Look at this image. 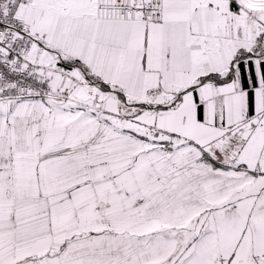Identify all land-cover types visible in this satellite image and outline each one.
I'll return each mask as SVG.
<instances>
[{
  "label": "snow or ice",
  "instance_id": "snow-or-ice-1",
  "mask_svg": "<svg viewBox=\"0 0 264 264\" xmlns=\"http://www.w3.org/2000/svg\"><path fill=\"white\" fill-rule=\"evenodd\" d=\"M0 264H264V0H0Z\"/></svg>",
  "mask_w": 264,
  "mask_h": 264
}]
</instances>
